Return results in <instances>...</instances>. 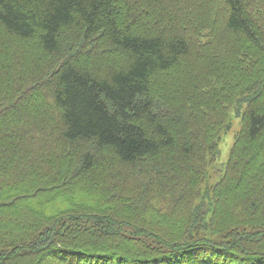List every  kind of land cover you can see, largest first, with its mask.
<instances>
[{
	"label": "trees",
	"instance_id": "1",
	"mask_svg": "<svg viewBox=\"0 0 264 264\" xmlns=\"http://www.w3.org/2000/svg\"><path fill=\"white\" fill-rule=\"evenodd\" d=\"M0 264H264V0H0Z\"/></svg>",
	"mask_w": 264,
	"mask_h": 264
},
{
	"label": "rangeland",
	"instance_id": "2",
	"mask_svg": "<svg viewBox=\"0 0 264 264\" xmlns=\"http://www.w3.org/2000/svg\"><path fill=\"white\" fill-rule=\"evenodd\" d=\"M244 108L243 106H236L232 110V119L229 127L227 130L222 134L219 142V147H220V154L218 158L215 160L213 163V168L214 171L211 172L210 175V180L212 183H215L220 179L222 176V173L224 171V166L229 160L230 157V152L234 143V139L236 136V133L240 130L241 128V117L239 116L240 112H242V109ZM215 170H219L218 172H215Z\"/></svg>",
	"mask_w": 264,
	"mask_h": 264
}]
</instances>
